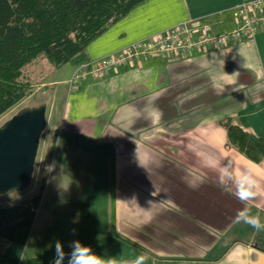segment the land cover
I'll use <instances>...</instances> for the list:
<instances>
[{"label": "crops", "instance_id": "1", "mask_svg": "<svg viewBox=\"0 0 264 264\" xmlns=\"http://www.w3.org/2000/svg\"><path fill=\"white\" fill-rule=\"evenodd\" d=\"M244 1L144 0L85 55L99 59L190 18L224 34ZM74 68L48 83L39 165L50 170L26 243L0 264H51L57 240L64 264L76 240L105 264H264L244 237L252 219L264 225V161L228 147L223 122L264 136V26L252 41L131 60L71 87Z\"/></svg>", "mask_w": 264, "mask_h": 264}, {"label": "trees", "instance_id": "2", "mask_svg": "<svg viewBox=\"0 0 264 264\" xmlns=\"http://www.w3.org/2000/svg\"><path fill=\"white\" fill-rule=\"evenodd\" d=\"M142 1L0 0V115L25 96L24 67L39 56L55 68L89 61L87 45ZM223 122L228 147L255 163L264 161V136L249 133L229 119ZM43 187L27 199L0 207V241L24 246Z\"/></svg>", "mask_w": 264, "mask_h": 264}, {"label": "built area", "instance_id": "3", "mask_svg": "<svg viewBox=\"0 0 264 264\" xmlns=\"http://www.w3.org/2000/svg\"><path fill=\"white\" fill-rule=\"evenodd\" d=\"M234 11L238 20L236 26L224 34H213L207 24L190 18L162 32L136 41L118 52L79 64L74 68L67 83L73 87L87 75L103 77L112 69L121 67L131 60L193 50L200 52L209 47H227L240 40L252 41L258 28L264 26V0L241 2ZM46 170L49 171L50 167H45ZM8 247V243L1 241V256Z\"/></svg>", "mask_w": 264, "mask_h": 264}, {"label": "water", "instance_id": "4", "mask_svg": "<svg viewBox=\"0 0 264 264\" xmlns=\"http://www.w3.org/2000/svg\"><path fill=\"white\" fill-rule=\"evenodd\" d=\"M46 112L44 103L25 107L0 126V195L29 186L47 125Z\"/></svg>", "mask_w": 264, "mask_h": 264}, {"label": "rangeland", "instance_id": "5", "mask_svg": "<svg viewBox=\"0 0 264 264\" xmlns=\"http://www.w3.org/2000/svg\"><path fill=\"white\" fill-rule=\"evenodd\" d=\"M70 71V65H64L60 68H55L44 56H39L31 64L24 67V69L22 70V83H24L26 87L25 96L18 103L12 106L9 110L0 115V126L3 125L6 121H8L10 118H12V116H14L22 108L35 106L40 103L46 104V102H48L49 100V81L63 79L68 75V73H70ZM48 112L49 106H47L46 118ZM54 120L55 117L52 118V127L54 125ZM47 133L48 132H46L45 129V131L41 135L37 157L35 161V167L29 186L24 190L18 191L17 193L0 195V207L18 203L39 192L41 186L44 184L43 177H45L48 172L47 170V172H44L39 165V159H41V152L45 146L49 145L50 137H48L49 133ZM56 143V135H52V154L56 149ZM233 150L237 152L235 149ZM43 232H45V230L38 231V226H36L33 229L34 238L35 236L37 238L40 237L41 233ZM244 237L248 239L250 243L256 244L257 247H261L260 249L264 248V225L260 228L256 227L255 230L249 231L248 234H246ZM27 260L28 259L24 261L25 263L21 261V263L18 264H27Z\"/></svg>", "mask_w": 264, "mask_h": 264}, {"label": "clouds", "instance_id": "6", "mask_svg": "<svg viewBox=\"0 0 264 264\" xmlns=\"http://www.w3.org/2000/svg\"><path fill=\"white\" fill-rule=\"evenodd\" d=\"M10 193H17L16 190L10 189ZM251 222L257 227L260 228L261 224L257 219H252ZM71 231L75 232L76 229L73 228ZM71 252L68 253V264H105V261L102 257L95 254L90 246L82 244L79 240L73 241L70 245ZM66 253L63 249L62 243L57 240L55 243V258L51 264H64V257ZM145 257H140L139 260H143ZM139 264V262H138Z\"/></svg>", "mask_w": 264, "mask_h": 264}]
</instances>
